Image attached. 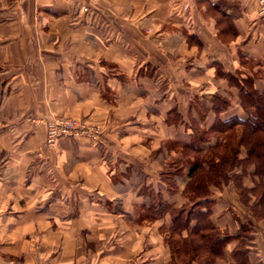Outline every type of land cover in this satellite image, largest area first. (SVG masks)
Returning <instances> with one entry per match:
<instances>
[{
  "label": "crops",
  "instance_id": "obj_1",
  "mask_svg": "<svg viewBox=\"0 0 264 264\" xmlns=\"http://www.w3.org/2000/svg\"><path fill=\"white\" fill-rule=\"evenodd\" d=\"M257 1L96 0L86 13L75 0H0V264H189L173 262L171 216L147 208L157 195L187 204L172 146L190 141L200 104L222 94L220 116H242L222 73L264 88ZM53 115L99 126L100 143L48 149ZM211 188L212 222L230 236L214 264H264V219L244 233L230 190L226 202Z\"/></svg>",
  "mask_w": 264,
  "mask_h": 264
},
{
  "label": "trees",
  "instance_id": "obj_2",
  "mask_svg": "<svg viewBox=\"0 0 264 264\" xmlns=\"http://www.w3.org/2000/svg\"><path fill=\"white\" fill-rule=\"evenodd\" d=\"M222 74L230 85L238 88L240 104L246 115L223 119L220 113L230 105V100L218 95L215 96L212 106L200 104L204 111L213 110L217 115L211 126L203 129L201 133L197 127L190 125L192 137L184 145V149L193 150L197 154L188 172L191 181L184 190L190 205L188 207L187 203L176 207L157 195L149 206L156 216H171L172 225L167 230L166 240L173 253V262L179 260L190 263L205 255L203 259L196 260L198 264H214L216 258L223 253L230 236L220 232L212 222L213 199L209 187L228 182L231 172L236 168L242 167L246 171L249 166H254L253 175L258 176L259 181L251 188L242 187L240 184L239 187L247 195L243 201H253V204L248 205L254 216L264 218V88H257L251 76L239 73ZM238 127L241 131L239 135L236 132ZM206 134L217 135V140L208 145L207 153L202 154L208 140H205ZM242 147L246 149L245 157L240 156ZM243 252L244 249L240 246L234 251L237 257Z\"/></svg>",
  "mask_w": 264,
  "mask_h": 264
},
{
  "label": "rangeland",
  "instance_id": "obj_3",
  "mask_svg": "<svg viewBox=\"0 0 264 264\" xmlns=\"http://www.w3.org/2000/svg\"><path fill=\"white\" fill-rule=\"evenodd\" d=\"M252 69V72H253V74H255L256 73V71L254 70V67H252L251 68ZM257 74V76L259 77V76H261V75H259V73H256ZM253 79H254V77H253ZM254 81H255V79H254ZM256 85L258 86V85H260V89H262V87H263V84H259L257 81H256ZM262 85V86H261ZM220 97H224L222 94L220 95ZM225 98V97H224ZM240 102V101H239ZM240 106H241V104H240ZM239 106V108H240V111H241V115L244 117L245 115H246V113H244V112H242V107H240ZM234 107H235V105H234ZM198 113H199V116H198V119L196 120V119H194L193 117H189V119H190V123H191V126H193V128H198L199 129V133H201V131L203 130V129H206V128H209V127H207V125H206V118L208 117V115H207V112L206 111H204L203 109H201L200 108V106H198ZM232 110H233V112H237V111H239V109H238V107H235V108H232ZM58 117V116H60V117H67V116H62V115H53V116H49V117H47V118H45L44 119V124H45V130H46V123H45V121L47 120V119H49L50 117ZM202 116H203V119H202ZM68 118H72V117H68ZM74 119H77V118H74ZM216 119V118H215ZM79 120H81V119H79ZM211 120H214L213 118H210L208 121L210 122ZM89 124H91V123H89ZM94 125V124H93ZM97 126V125H96ZM99 127V126H98ZM100 128V127H99ZM240 127H238V129H239ZM102 130V129H101ZM237 132V135H239V134H241L240 132V129L238 130V131H236ZM102 135V134H101ZM192 135V134H191ZM192 137V136H191ZM205 140L206 139H208V140H206V141H210L211 139H214L215 141L217 140V135H211V134H206L205 135ZM62 138H74V137H62ZM61 138V139H62ZM77 138H79V137H77ZM85 138V137H84ZM61 139H59V141L61 140ZM86 139H88V138H86ZM89 141H92V140H90V139H88ZM100 140H101V137H100ZM100 140L99 141H92V142H95V143H100ZM191 140V139H190ZM59 141H58V143H59ZM57 143V144H58ZM45 144H46V134H45ZM210 145V144H209ZM57 146V145H56ZM55 146V147H56ZM46 147L48 148V149H53V148H50V147H48L47 146V144H46ZM54 147V148H55ZM207 147H208V144H205V149H204V151L202 152V154H204V153H207V151H208V149H207ZM172 157H173V159L176 157V159H178V157H180V152H182L183 153V156H185L184 157V159L182 158V163H180V164H173L174 165V167H173V169L177 172L178 171V173H180L181 174V176L183 175V174H185L186 173V171H187V167H188V172H189V168H190V166H191V163H193L195 160H196V157H197V154L193 151V150H190V149H187V150H185L183 147H181L180 148V146H172ZM228 149H229V147H228ZM182 155V154H181ZM209 155V154H208ZM240 156L241 157H245L246 156V149L244 148V147H242L241 148V151H240ZM180 165H182L181 166V168H180ZM206 166V165H205ZM176 167V168H175ZM207 167V166H206ZM180 169V170H179ZM255 170V168H254V166H249L247 169H246V171L244 170L243 171V169H242V167H239V168H236L233 172H231V178H230V180L228 181V182H225V183H221L219 186H215V185H211L210 187H209V189H210V192H211V198L213 199V193H212V186L216 189L215 191H216V194H217V192L219 193V192H221V191H223L224 193V196H223V199H224V201H226L227 202V190L229 189L230 190V194L232 195V198L231 197H228V198H231V203H232V206H231V208H228L227 209V213H230L229 214V217L230 218H232V219H234V220H239L240 221V223H242L243 225L241 226V231H243L244 233L245 232H247L248 231V229H247V227H245L244 225H247L248 226V224H247V221H248V223H250V221H252V220H257V219H264V218H257V217H255L254 216V214H253V212H252V210H251V208H250V206L249 205H251V204H253V201L251 200V201H249L248 203H249V205H248V203H246V202H244L243 201V198H245V197H247V195L246 194H244L243 192L244 191H242V188L241 187H239V184L240 185H242V187H247V188H251V187H254V185H255V183L256 182H258L259 181V177L258 176H256L257 178L256 179H254V175H253V171ZM244 172H245V174H244ZM250 174V175H249ZM240 177H239V176ZM242 175V176H241ZM250 176L254 179L253 181L251 180V178H250ZM191 181V179H190V177H189V180H188V182H190ZM169 183H172L173 185H174V180L173 181H168ZM247 182V183H246ZM246 183V184H245ZM252 183V184H251ZM251 184V186H249ZM228 187V188H227ZM227 189V190H226ZM226 192V193H225ZM248 195H250V193H248ZM154 197H156V196H154ZM188 198V197H187ZM254 198V197H253ZM151 199H153V197L151 198ZM214 199H213V204H214ZM188 207H189V205H190V203H189V198H188ZM224 204H225V202H223ZM150 204H151V201L149 202V205H148V212H149V210L150 211H152L153 213H154V210L153 209H149V206H150ZM234 208V210H233V208ZM150 213V212H149ZM166 237H167V235H166ZM10 262V261H9ZM12 262H19V263H23V264H27V263H24V262H20V261H12ZM187 261H185V263H186ZM189 263V262H188ZM187 264V263H186ZM190 264V263H189ZM197 264H198V262H197Z\"/></svg>",
  "mask_w": 264,
  "mask_h": 264
},
{
  "label": "built area",
  "instance_id": "obj_4",
  "mask_svg": "<svg viewBox=\"0 0 264 264\" xmlns=\"http://www.w3.org/2000/svg\"><path fill=\"white\" fill-rule=\"evenodd\" d=\"M79 5V10L86 13L93 11L96 0H75ZM257 14L260 18H264V0H258ZM46 123V144L50 148H54L59 139L62 137H85L92 141H99L102 130L96 125L89 124L83 120L68 117H50ZM11 264H23L12 262Z\"/></svg>",
  "mask_w": 264,
  "mask_h": 264
}]
</instances>
